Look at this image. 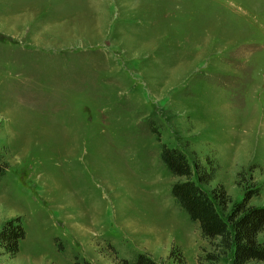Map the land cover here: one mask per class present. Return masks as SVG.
I'll use <instances>...</instances> for the list:
<instances>
[{"label":"rangeland","instance_id":"374dc122","mask_svg":"<svg viewBox=\"0 0 264 264\" xmlns=\"http://www.w3.org/2000/svg\"><path fill=\"white\" fill-rule=\"evenodd\" d=\"M150 124L194 180L219 166L202 187L225 188L223 215L259 187L264 205V0H0V229L26 230L0 264H200L213 241L171 197Z\"/></svg>","mask_w":264,"mask_h":264},{"label":"trees","instance_id":"16d2710c","mask_svg":"<svg viewBox=\"0 0 264 264\" xmlns=\"http://www.w3.org/2000/svg\"><path fill=\"white\" fill-rule=\"evenodd\" d=\"M151 134L159 141V157L171 176L175 178L170 186V195L176 206L184 211L189 219L198 225L200 234L213 241V250L199 255L200 264H216L228 258L231 264H264V205H251L248 199L259 194L261 188L247 192L244 200L236 202L232 212L225 216L218 206L228 203L229 195L223 186L208 191L202 187L214 178L219 166H214L211 158L206 164L196 161L195 173L188 155L178 147L162 142L157 127L149 125ZM9 163L0 155V179L5 176ZM244 171L238 174L242 175ZM26 236L25 226L20 217L4 222L0 229V248L8 253H17L19 242ZM59 251H65L67 243H57ZM205 251V250H204ZM170 256L178 257L186 264L184 253L172 248ZM75 264H93L78 253ZM127 264H161L147 251H135Z\"/></svg>","mask_w":264,"mask_h":264}]
</instances>
